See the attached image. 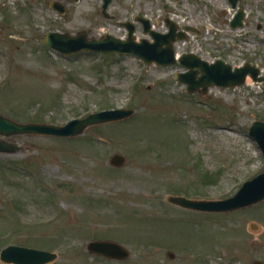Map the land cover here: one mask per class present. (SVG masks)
<instances>
[{"label":"rangeland","instance_id":"374dc122","mask_svg":"<svg viewBox=\"0 0 264 264\" xmlns=\"http://www.w3.org/2000/svg\"><path fill=\"white\" fill-rule=\"evenodd\" d=\"M52 1L0 0V115L61 126L105 110L133 113L75 137L0 136L17 145L0 153V250H47L57 255L50 264L264 261V201L217 214L166 199H224L264 171L248 136L252 122H264L263 86L187 93L174 66L88 51L59 55L39 43L47 32L126 38L120 22L153 18L162 30L172 16L200 30L180 51L264 71V0H241L248 24L235 29L226 0H112L110 18L101 14L102 0L60 1L63 14L49 7ZM136 30L145 37L140 25ZM115 153L126 159L120 168L109 164ZM96 240L116 242L129 256L90 254L85 247Z\"/></svg>","mask_w":264,"mask_h":264},{"label":"water","instance_id":"95a60500","mask_svg":"<svg viewBox=\"0 0 264 264\" xmlns=\"http://www.w3.org/2000/svg\"><path fill=\"white\" fill-rule=\"evenodd\" d=\"M55 0L50 7L59 13H64V7ZM78 2L79 0H69ZM112 0H102L101 13L109 18L106 12ZM231 8H235L240 0H226ZM243 11L238 10L234 19L230 22L232 28L242 26ZM135 21L142 24L143 32L148 33L153 42L141 39L136 42L133 36L134 24L123 22L121 25L127 30L126 40L118 39L112 35L105 34L101 38H87L84 32L76 35H67L58 32L46 33L39 42L59 53H73L78 51H92L102 53H117L132 55L142 60L145 64L176 65L186 71L176 73L174 79L186 85L185 90L189 93L199 91L204 95L209 87L234 88L244 84L249 77L254 82L264 84V71L244 63L240 67H233L221 59L213 63H207L193 54H185L178 60L174 59L173 45L175 37L183 39V32H176V26L165 19L169 31L166 34H159L150 29L149 21L145 18L135 17ZM185 30L195 31L193 27L185 26ZM198 33V32H197ZM132 110L117 109L106 110L89 114L83 119H72L62 126L42 123H17L0 115V136L12 135H42L58 137H75L80 135L85 128L91 125L119 121L132 115ZM250 137L257 143L264 157V122L254 121L249 127ZM17 145L0 140V153H14ZM126 162L123 155L113 154L109 158V164L115 168L122 167ZM167 201L181 208L203 211V212H230L255 205L264 200V171L246 181L240 189L230 198L223 200H192L184 196H168ZM87 251L92 254L102 255L108 259L123 260L129 252L120 244L111 241H91L86 245ZM172 258L173 255L169 253ZM56 254L28 248L23 246L8 245L0 251V261L3 264H49L56 259ZM252 264H264L255 261Z\"/></svg>","mask_w":264,"mask_h":264}]
</instances>
